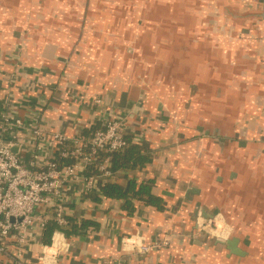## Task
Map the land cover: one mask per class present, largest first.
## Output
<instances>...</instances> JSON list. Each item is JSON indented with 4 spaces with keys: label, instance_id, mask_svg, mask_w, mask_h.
I'll list each match as a JSON object with an SVG mask.
<instances>
[{
    "label": "crops",
    "instance_id": "obj_1",
    "mask_svg": "<svg viewBox=\"0 0 264 264\" xmlns=\"http://www.w3.org/2000/svg\"><path fill=\"white\" fill-rule=\"evenodd\" d=\"M50 1L37 14L0 0V114L8 111L21 122L12 131L24 143L20 154L27 159L34 151L36 127L45 132L42 153L50 158L56 153L53 133L70 139L122 118L126 135L150 157L118 169L112 182L127 187L130 180H150L162 204L158 209L133 200L127 211L120 200L100 190L87 194L82 181L69 182L63 197L78 229L67 234L58 264H264V18L236 21V51L225 53L217 38L193 36L192 6L174 0V9L184 14V37L168 43L173 53L185 55L167 58L135 55L126 38L113 43L86 36L94 15L130 6ZM249 1L248 7L236 5V14L264 8V0ZM216 6L223 14L234 7L233 0H216ZM32 13L39 22L28 20ZM112 44L120 48L109 50ZM197 203L231 227L243 255L193 232ZM124 237L144 244L167 238L169 244L145 254L125 252ZM35 238L26 254L29 264H39L42 241Z\"/></svg>",
    "mask_w": 264,
    "mask_h": 264
},
{
    "label": "built area",
    "instance_id": "obj_2",
    "mask_svg": "<svg viewBox=\"0 0 264 264\" xmlns=\"http://www.w3.org/2000/svg\"><path fill=\"white\" fill-rule=\"evenodd\" d=\"M98 102V101H97ZM0 260L8 264H29L26 254L30 244L41 235L48 223L55 229L48 243L39 242V264H58L61 253L67 249L65 231L72 223L65 204L63 189L69 182L82 181L87 194L99 191V184L116 179L117 170L110 168L109 156L98 165V175H84V169L94 163L100 152L125 149V123L114 118L95 129L89 136L80 134L68 139L61 133L51 136L55 151L50 158L43 153V136L40 127L31 130L34 151L29 158L20 153L24 143L17 140L12 131L20 127V120L12 113L0 114ZM65 159H70L66 162ZM207 219L194 228L195 234H205L213 239L228 233L231 227L222 219ZM125 252L145 254L168 246L169 239H154L144 244L136 238L124 237ZM100 264H124L120 260L102 261Z\"/></svg>",
    "mask_w": 264,
    "mask_h": 264
},
{
    "label": "rangeland",
    "instance_id": "obj_3",
    "mask_svg": "<svg viewBox=\"0 0 264 264\" xmlns=\"http://www.w3.org/2000/svg\"><path fill=\"white\" fill-rule=\"evenodd\" d=\"M12 1H15L16 8L19 5L33 7L34 11L37 9V14H40V10L47 11L46 6H44L46 5L44 0ZM53 1H50L48 5H53ZM56 1L61 5L70 6L73 0ZM187 1L192 6L189 16V27L194 29L192 32L193 36H196L198 39L217 38L218 41L228 48H224L222 52L229 53L230 50L236 51V17H233V15L236 16V5L238 8H243L248 7L251 2L249 0H246V3H244V0H233L234 7L231 9L232 13L228 12L227 14H223L217 12L216 0ZM106 3L116 10L126 6H130V8L126 11L123 9L121 12L114 11L109 15L102 13L94 15L95 19L91 18L90 21L91 30L86 33V36L91 40L94 41V38L95 40L102 39L106 36L107 38H111L113 43H116L117 39L126 38L129 42L130 49H133L132 53L135 55H141L142 53L147 55L150 52L154 55L159 54L167 58L169 56L184 57L183 55L185 54L182 52L180 53L183 55L173 53L172 50L174 48H170L168 43L169 40L174 38L181 41L184 37V28L182 26L184 14L174 9L179 6L178 2L174 0H130L126 3V0H108ZM226 5L228 4L225 3ZM181 8L182 6L179 9ZM130 9H134V11L128 13ZM226 10L228 11L227 8ZM17 11V9L14 10V14L18 20H22V13L20 17ZM37 14L32 13L28 20H32L34 17V22H39L40 18ZM74 18L77 19L76 16ZM204 25L207 27L205 30L202 29ZM116 48L120 47L112 44L108 49L115 51ZM121 52L124 53L125 51L123 50ZM234 54L236 53H231V55ZM124 59L128 61L129 58H125L124 56ZM132 62L134 63L133 66H138L135 61ZM134 69L136 68L134 67ZM125 73L127 72L125 71Z\"/></svg>",
    "mask_w": 264,
    "mask_h": 264
},
{
    "label": "trees",
    "instance_id": "obj_4",
    "mask_svg": "<svg viewBox=\"0 0 264 264\" xmlns=\"http://www.w3.org/2000/svg\"><path fill=\"white\" fill-rule=\"evenodd\" d=\"M1 118V117H0ZM99 126H91L86 128L81 136H89L92 132L97 129ZM1 131V124H0ZM126 138L129 142L128 146L123 150H114L110 152H100L96 157L94 163L88 165L84 171V175H98V165L106 157L109 156L110 168L112 170H117L120 168H133L137 165H141L148 161L149 153L140 148L137 144L133 143L129 135H126ZM66 162H69L70 159H65ZM152 181L146 180L139 184H136L134 180H130L127 184V187H123L117 183L113 182H103L99 184V190L102 196L108 198H115L121 201V206L123 209L130 211L132 210L133 200L141 201L143 204L153 205L158 209L162 208L160 199L153 194L152 191ZM55 229V224L48 223L45 227L42 235L41 241L43 243H48L50 237ZM78 229V224L73 223L72 228L65 231V234L71 232H76Z\"/></svg>",
    "mask_w": 264,
    "mask_h": 264
},
{
    "label": "water",
    "instance_id": "obj_5",
    "mask_svg": "<svg viewBox=\"0 0 264 264\" xmlns=\"http://www.w3.org/2000/svg\"><path fill=\"white\" fill-rule=\"evenodd\" d=\"M232 13V12H231ZM234 14V13H233ZM236 21H243L245 19H263L264 18V8L254 11H246L243 13L236 14ZM191 191H196L195 189H191ZM197 210H195L194 217L195 223L194 228L201 226L207 219L215 217L217 214L207 211L203 207H201L198 203L196 204ZM215 243L222 244L226 246L230 253L243 255L244 252L237 246L238 239L236 237H232L228 233L224 235H220L214 239Z\"/></svg>",
    "mask_w": 264,
    "mask_h": 264
}]
</instances>
